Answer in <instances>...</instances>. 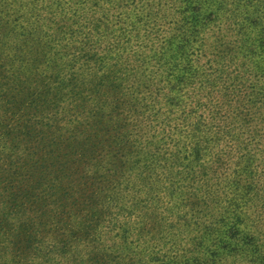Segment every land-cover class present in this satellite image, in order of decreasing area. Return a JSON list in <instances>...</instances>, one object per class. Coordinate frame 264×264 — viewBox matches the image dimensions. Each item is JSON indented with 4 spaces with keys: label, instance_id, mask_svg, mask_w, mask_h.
I'll list each match as a JSON object with an SVG mask.
<instances>
[{
    "label": "trees",
    "instance_id": "trees-1",
    "mask_svg": "<svg viewBox=\"0 0 264 264\" xmlns=\"http://www.w3.org/2000/svg\"><path fill=\"white\" fill-rule=\"evenodd\" d=\"M10 114L133 264H264V0H0Z\"/></svg>",
    "mask_w": 264,
    "mask_h": 264
},
{
    "label": "rangeland",
    "instance_id": "rangeland-1",
    "mask_svg": "<svg viewBox=\"0 0 264 264\" xmlns=\"http://www.w3.org/2000/svg\"><path fill=\"white\" fill-rule=\"evenodd\" d=\"M18 120V114H10L0 121L3 139L9 146L6 154L0 149V162L4 160L5 166L12 164L7 170L14 172L8 178L7 173L0 171V183L5 180L7 189L14 193L19 187L33 185L29 193L44 200L30 203L22 199L24 205L20 210L1 218L0 264H133L126 252L119 250L117 237L121 232L102 214L93 219L85 207L77 208L74 199L78 201V198L72 193L77 190L76 180L73 175L65 176L61 170L57 151L50 150L54 152L50 159H46L48 155L45 158L48 150H34L30 154L33 144L14 130ZM26 126L30 130L33 128L32 123ZM7 130L11 132L7 134ZM27 159L34 162L30 167L22 165ZM53 162L56 165L49 166ZM52 192L54 197H49ZM3 194L6 192L0 187V196ZM49 201L54 202L46 205ZM21 222L24 227L19 226ZM147 225L144 229H149ZM127 228L126 236L136 238L139 244L144 241L133 234L134 224Z\"/></svg>",
    "mask_w": 264,
    "mask_h": 264
}]
</instances>
